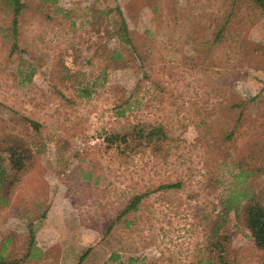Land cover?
Here are the masks:
<instances>
[{
  "label": "rangeland",
  "instance_id": "374dc122",
  "mask_svg": "<svg viewBox=\"0 0 264 264\" xmlns=\"http://www.w3.org/2000/svg\"><path fill=\"white\" fill-rule=\"evenodd\" d=\"M22 1L15 29L0 0V155L1 141L15 139L36 163L9 205L0 203V253L23 257L34 236L43 254L33 251L27 264H202L206 216L234 190L264 191V12L252 4L231 11V0ZM116 4L138 49H125L120 69L106 59L120 45L116 11L107 13ZM83 87L92 95L81 97ZM157 119L171 128L164 149L121 157L107 141ZM242 166L254 173L240 176ZM176 180L178 189L153 191ZM149 190L113 223L133 194ZM225 233L229 264H264L233 214Z\"/></svg>",
  "mask_w": 264,
  "mask_h": 264
},
{
  "label": "trees",
  "instance_id": "16d2710c",
  "mask_svg": "<svg viewBox=\"0 0 264 264\" xmlns=\"http://www.w3.org/2000/svg\"><path fill=\"white\" fill-rule=\"evenodd\" d=\"M56 2L57 0H45V2ZM5 5L14 13L13 25L16 29L19 21V15L22 10L26 7V4L22 0H4ZM239 4H252L254 7L261 9L264 12V0H231V11L236 9ZM116 11L115 18L113 21L114 30H112L113 35L120 39V45L112 49V54L107 56L109 63L114 61L115 69H120L125 67V62L123 61L124 52L126 50H132L137 52V45L134 36H132V31L128 25V22L124 16V12L119 4H116L114 8L107 11L108 14ZM226 22L230 21L232 18V12L226 14ZM228 27L224 22L219 25L214 30V45L223 39L227 33ZM210 44V45H209ZM205 51L211 47V40L205 42ZM193 55L192 57H195ZM135 61L142 64L140 61L144 60L142 54L135 55ZM206 58V57H205ZM193 61L192 65L202 61L203 58L198 57L197 62L194 58H189ZM186 63L181 59L179 60L177 68L183 69ZM143 65V64H142ZM144 66V65H143ZM110 65L104 67V75L106 76V71ZM104 76V77H105ZM156 86V82H153ZM81 97H89L92 95L90 87L79 88ZM132 102L130 100H125L122 102L118 108L117 113L119 115H126V109L130 107ZM126 104V105H125ZM34 125L38 126L35 120H29ZM206 122L203 118L197 120L196 123L200 127ZM238 124V123H237ZM170 127L168 126L167 120L157 119L154 123L149 121L139 120L137 123L132 124L131 127L123 131H119L116 134H112L107 137V141L110 144H117L119 153L121 157H126L133 150L137 152L139 147L145 146L146 148H151V150L157 151L158 149H164L167 144L170 133ZM227 137L230 139L237 132L235 129H231ZM2 145V155H0V203L5 202L9 205V201L15 184L17 180L21 178L22 175L26 174L30 168L36 163V156L32 153L31 148L24 146L20 141L15 139H4L1 141ZM166 150V148H165ZM4 160L7 162L5 163ZM254 173L252 169H247L242 166L240 171V176L245 175V178L249 174ZM183 185L182 180L167 181L161 183L159 186L153 189V191L158 190H171L178 189ZM151 191H141L133 194L131 196L127 206L121 214L113 221L117 223L120 219L127 213L138 209L140 203L143 199L149 195ZM221 208H214V216H206L207 220H211L210 233L208 241L205 243V248L201 250V255L204 257L200 259L202 264H229L223 257V240L230 239L225 233L226 225L229 221L231 214H233L237 220V223H244L247 229L251 232V236L254 239L256 248L262 253L264 257V191L256 192L255 188L246 187L241 190L232 191L227 197L221 199ZM113 223L109 228L113 227ZM34 237V236H33ZM33 237H31L30 245L28 247L27 253L23 257L11 258L3 253H0V264H27L26 259L30 258L33 251H39L37 248ZM203 242L201 243V245ZM84 259V255L81 256V261Z\"/></svg>",
  "mask_w": 264,
  "mask_h": 264
}]
</instances>
